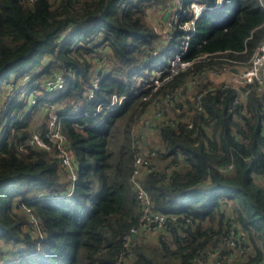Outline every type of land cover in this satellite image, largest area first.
<instances>
[{
  "label": "trees",
  "instance_id": "1",
  "mask_svg": "<svg viewBox=\"0 0 264 264\" xmlns=\"http://www.w3.org/2000/svg\"><path fill=\"white\" fill-rule=\"evenodd\" d=\"M167 1L0 0V92L12 85L0 109V264H207L212 253H231L224 264L264 262V94L250 84L238 100L235 87L197 78L248 64L264 41V0H185L205 12L185 33L194 13L184 5L164 43L147 11ZM185 37L188 65L144 88ZM104 49L109 71L91 60ZM58 75L63 88L48 91ZM40 113L41 125H30ZM53 114L72 188L55 148L25 144ZM151 150L153 169L136 181L148 209L167 215L157 233L139 226L132 180L136 157Z\"/></svg>",
  "mask_w": 264,
  "mask_h": 264
},
{
  "label": "built area",
  "instance_id": "2",
  "mask_svg": "<svg viewBox=\"0 0 264 264\" xmlns=\"http://www.w3.org/2000/svg\"><path fill=\"white\" fill-rule=\"evenodd\" d=\"M219 1H222V0H219ZM261 5L264 7L263 2L261 3ZM204 9L205 8L203 6H200V8H198L197 10L192 11L194 13L193 18H191L188 22H185L184 24L185 25L191 24V26H192V24H194L197 21L199 15L201 14V12ZM192 29H194V28H192ZM192 29L186 30L184 32L189 33L191 31H193ZM187 41H188V37H187V40L185 41V44L181 48L182 51L178 52L177 57L175 58V61L174 62L172 61L174 65H171V66L172 67L175 66V70L172 71L170 69L171 67L168 66L165 69L162 68L163 71H161V70H160V72L155 71L157 73L158 77L155 78V81H153L151 78L150 82L146 83L145 84L146 86L144 88L153 87V89H155V88L159 87L161 84L165 83L169 78H171L173 75H175L179 69L185 68L188 65L187 63L182 61V57L184 56V54L188 50ZM232 69H236V73L231 72ZM224 71H230L232 73V80L235 82H239L241 84L240 87H235L239 92L238 100L245 97V95L247 93L246 88L250 84H255L256 90L258 92H261L264 94V41H262V43L257 47V49L255 50V52H254L253 56L251 57L250 61L248 62V64H246V65H235V66L232 65V66L225 67V68L219 69V70L209 69L207 73H205V72L200 73L197 76V78L198 79H204L205 77H209V75L210 76H219V74L224 72ZM97 77L95 76V78L92 81L91 87H89L90 93H88V95L90 97L92 96L93 91L97 89V85H98L99 78H100V77H98V78ZM63 83H64L63 78L61 77V75H58L55 80L46 82L45 88L48 91L61 89V88H63ZM244 86H246V88H244V90H242V88ZM172 95L173 94L167 95V97L165 98V101H167ZM115 101L118 104L117 99H115ZM160 115H161L160 111L157 110L151 116L144 117V118L140 119V121L138 123L137 131L140 130L142 132V130H144V129H142V127H146L145 129H147V127L150 124V121L152 120L151 118L152 117L158 118V117H160ZM25 144L26 145L28 144L31 147H34L37 149H43L46 151H51L52 148H55L56 156L58 157V159L60 161V166L63 167L64 170L67 171V177L71 181L70 186L72 188L74 181H76V179H77V175L74 172V169L72 166V156L66 147V137L63 134H61L59 131L58 123H56L55 114L51 115L49 130L44 132V134H43V132L39 131V129L33 131L31 133L30 137L27 139ZM20 149L24 151L25 147L21 146ZM152 157H154V151L153 150H151L149 152V154H147V153L144 155L139 154L136 157V159H135L136 169L134 171V176H133L132 180H133V183H134L135 188L137 190V197H138L139 201L144 206L143 214L140 217V225L139 226L144 227L146 229V231L149 233H157V231H159L160 229H162L164 227V223H165V219H166L167 215L160 213V212H151L148 209V204H149L148 196L146 195L144 190H142L139 187V185L136 181V179L142 173L152 171L153 167L151 166V163H149L151 161ZM22 208L26 212H29V208H27L25 206H23ZM136 228L131 230L132 235H134L136 233ZM227 242H228V246L233 247V248L237 247L236 238H233L232 236H230L227 239ZM246 250H248V248L244 249L241 247L240 244L238 245V249H237L238 253L242 254ZM230 254L231 253L224 255V256L223 255L220 256L219 254L212 253V254H210V257H208L209 260H208L207 264H224L225 260H227L229 258ZM258 264H264V262H261Z\"/></svg>",
  "mask_w": 264,
  "mask_h": 264
},
{
  "label": "rangeland",
  "instance_id": "3",
  "mask_svg": "<svg viewBox=\"0 0 264 264\" xmlns=\"http://www.w3.org/2000/svg\"><path fill=\"white\" fill-rule=\"evenodd\" d=\"M180 1L181 0H168L167 4H169L171 6L170 8H166L162 4V5H158L155 9H149L147 11V20L149 21V24L151 26L152 31L154 33L158 34L160 36V39L165 40L164 43H170L171 42L172 38H170V35L168 33V28L172 29V26H174V24H176V22H178L176 14H177V12L180 11V9H183L184 5H188L186 7V9H190L192 11L197 10L198 8H200V6H202V4L194 2V1H192L190 3H185V0H184L183 3L178 4V2H180ZM166 13H167V16H166V18L164 20V16H165ZM173 21H174V23H173ZM191 27H192L191 24H186V25L184 24L182 26V29L184 31L189 30V29L191 30L193 28V27L192 28ZM185 39H187V37H185ZM185 41H183V45L185 44ZM175 51L176 52L172 53V55L170 57V60L168 61V66L171 67L170 69L172 71L175 70V66L172 67L171 65H174L173 62L175 61V58L177 57V54H178L177 52H179L178 49H176ZM108 54H109L108 50L104 49L103 53L101 55L95 56L93 59H91L92 62L94 63V68L95 69L98 68V69H101V70L103 69L105 71H109L110 70V64L111 63L109 61V58H107ZM160 70L163 71V69L161 67H157V68H154V70L152 71L151 78H152L153 81H155V78L158 77L157 73L155 71H159L160 72ZM95 74H96V72H95ZM209 78H210V80L214 81L215 83L223 82V83H226V84L231 85L233 87H240L241 86V84L239 82H235V81L232 80V73L230 71H224V72L220 73L219 76H210L209 75ZM11 87H12V85L4 86L3 89H2V92H0V109H1L4 101L6 100V97L7 98L10 97L8 94H9V91L11 90ZM24 91L25 90L23 89V92ZM26 94H28V91H26L24 95H26ZM28 96H29V98H30V96H33L31 91L29 92ZM32 100L33 99H31V101ZM164 105L165 104H163L162 109H164V112H165V109L167 107H164ZM45 117H46L45 114L40 113L36 117V119H33L32 123L30 125H33V124L37 125V126L41 125V123L44 121L43 119ZM145 128L146 127H142V129H144L146 131L147 129H145ZM154 136L155 135H154L153 132L147 133L146 135L144 133L143 134V140H142L143 143L145 145H146V143L148 141L152 143V141L154 139ZM142 150H144V149H142ZM144 151H146V150H144ZM144 151H142V152H144ZM141 154H143V153H141Z\"/></svg>",
  "mask_w": 264,
  "mask_h": 264
},
{
  "label": "clouds",
  "instance_id": "4",
  "mask_svg": "<svg viewBox=\"0 0 264 264\" xmlns=\"http://www.w3.org/2000/svg\"><path fill=\"white\" fill-rule=\"evenodd\" d=\"M183 1H184V0H181V1L178 2V3H179V4H180V3H183ZM223 1H224V0H222V1H219V0H218L217 6H220V5L223 3ZM202 6L204 7L203 4H202ZM204 8H205V7H204ZM204 12H205V9L201 12V14L199 15V17H200ZM199 17H198V18H199ZM197 20H198V19H197ZM182 46H183V45H182ZM182 46H181V48H182ZM180 51H181V49L179 50V52H180ZM177 53H178V52H177ZM235 70H236V69H235ZM231 72H233V69L231 70ZM233 73H234V72H233Z\"/></svg>",
  "mask_w": 264,
  "mask_h": 264
},
{
  "label": "water",
  "instance_id": "5",
  "mask_svg": "<svg viewBox=\"0 0 264 264\" xmlns=\"http://www.w3.org/2000/svg\"><path fill=\"white\" fill-rule=\"evenodd\" d=\"M166 16H167V13H166L165 16H164V20H165ZM233 72L236 73V70L233 69ZM64 194H65V192H63L61 195H64Z\"/></svg>",
  "mask_w": 264,
  "mask_h": 264
}]
</instances>
